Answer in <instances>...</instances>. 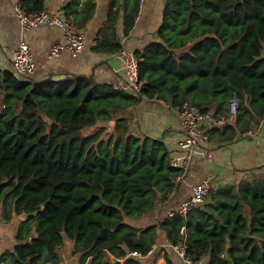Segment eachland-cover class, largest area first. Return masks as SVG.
<instances>
[{
	"label": "trees",
	"instance_id": "16d2710c",
	"mask_svg": "<svg viewBox=\"0 0 264 264\" xmlns=\"http://www.w3.org/2000/svg\"><path fill=\"white\" fill-rule=\"evenodd\" d=\"M141 1L110 0L94 50H123L118 25L128 36ZM45 2L20 1L30 13ZM80 2L63 15L79 30L97 14L95 0L81 12ZM158 37L135 55L141 96L92 76L36 81L0 68V211L4 222L24 218L8 264H61L68 240L80 264H142L159 228L193 260L264 264V178L212 191V204L186 218L129 223L163 206L182 171L162 138L136 134L122 116L143 96L215 118L237 100L236 122L223 134L252 132L264 120V0H166Z\"/></svg>",
	"mask_w": 264,
	"mask_h": 264
},
{
	"label": "crops",
	"instance_id": "0c3cea01",
	"mask_svg": "<svg viewBox=\"0 0 264 264\" xmlns=\"http://www.w3.org/2000/svg\"><path fill=\"white\" fill-rule=\"evenodd\" d=\"M20 1L0 0V68L3 71L14 72V52L19 44L25 41L34 51L37 69L29 76L14 72L20 78H32L36 81L53 78L65 81L68 77L85 75L94 77L96 82L103 86L113 87L125 83V60L120 53L110 54L94 50L110 0H95L97 14L80 30L87 38L84 51L79 55L64 52L58 57H51L50 51L55 45L66 42L63 31L56 27L41 26L24 32L15 17V7ZM71 2L72 0H46L45 10L63 16L66 14L65 8L70 6ZM165 2L166 0H142L136 24L128 36L123 35L121 19L117 35L123 50L136 55V52L142 53L148 45L159 42L158 31L162 24ZM83 4L84 0H81L79 12ZM76 16L77 14H71V19L76 20ZM122 116L130 121L136 134L144 133L162 138L171 153L170 163L173 159H179L182 163L181 168H178L182 173L175 180L174 195L169 194L170 198L155 213L130 220L129 223L136 228L144 229L160 225L166 219L180 217L172 216V213L189 197L193 185L208 178H212L215 184L214 193L220 189L238 190L244 182L264 178V120L255 126L252 132H237L230 140H227L229 135L223 134L226 126L211 128L210 142L196 152L189 153L179 146L183 134L178 109L172 108L157 97L143 99L135 106L128 107L122 112ZM209 150L211 158L206 155ZM209 200L207 199L204 205L212 204ZM23 220L24 218L15 217L7 224L2 220L0 211V264L10 263L16 246L17 228ZM157 234L156 244L146 257L141 258V263L187 264L169 243L167 234L161 228ZM73 249L74 244L71 247L72 253ZM72 258L80 264L79 255L74 254ZM64 263L62 260L61 264Z\"/></svg>",
	"mask_w": 264,
	"mask_h": 264
},
{
	"label": "built area",
	"instance_id": "2783aa9c",
	"mask_svg": "<svg viewBox=\"0 0 264 264\" xmlns=\"http://www.w3.org/2000/svg\"><path fill=\"white\" fill-rule=\"evenodd\" d=\"M15 17L24 32H29L34 28L41 26L56 27L63 31L66 42L57 44L50 51L51 57H58L66 52L72 55L81 54L86 48L87 38L71 21L65 17L46 10L30 13L25 10L20 2L15 7ZM120 55L125 60L126 81L124 84L114 86L116 91L134 92L141 96L142 84L139 79L138 59L133 53L127 50H121ZM14 72L24 76L32 75L36 72L37 65L35 54L31 46L22 41L13 55ZM143 99L145 97L143 96ZM239 102L235 100L229 107L227 116L215 118L211 113H204L197 106L185 102L178 109L180 117V128L183 134L179 146L189 153L196 152L201 146L210 142V129L213 126H232L236 122V114ZM207 157L211 158V151H206ZM171 166L181 168L182 163L179 159H173ZM215 188L212 178L203 180L191 187L189 197L181 204V206L172 213V216L187 217L190 213L201 208L207 201L208 197ZM175 189L170 194L174 195ZM179 255L187 264H207L205 258L193 260L187 255L185 244L174 247Z\"/></svg>",
	"mask_w": 264,
	"mask_h": 264
},
{
	"label": "rangeland",
	"instance_id": "374dc122",
	"mask_svg": "<svg viewBox=\"0 0 264 264\" xmlns=\"http://www.w3.org/2000/svg\"><path fill=\"white\" fill-rule=\"evenodd\" d=\"M1 214H2V212H1ZM2 220L4 221L3 215H2ZM5 223L8 224L9 222H5ZM2 224H4V223H2ZM0 232H1V229H0ZM72 243L73 242L71 240H68L65 247L60 251L61 258L65 262L64 264H77V262H78V261H75L74 258H72V257H74V254L71 252V247L73 245ZM17 244H18V242L16 241V245ZM112 262H113V259L111 258V261L108 263L112 264Z\"/></svg>",
	"mask_w": 264,
	"mask_h": 264
},
{
	"label": "water",
	"instance_id": "95a60500",
	"mask_svg": "<svg viewBox=\"0 0 264 264\" xmlns=\"http://www.w3.org/2000/svg\"><path fill=\"white\" fill-rule=\"evenodd\" d=\"M145 99H147V98L145 97Z\"/></svg>",
	"mask_w": 264,
	"mask_h": 264
}]
</instances>
